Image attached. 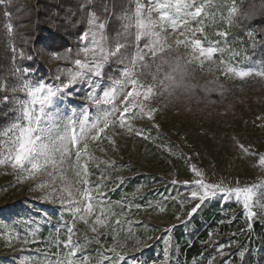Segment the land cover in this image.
<instances>
[{
    "label": "rangeland",
    "instance_id": "374dc122",
    "mask_svg": "<svg viewBox=\"0 0 264 264\" xmlns=\"http://www.w3.org/2000/svg\"><path fill=\"white\" fill-rule=\"evenodd\" d=\"M41 2L29 0L35 24L40 20ZM4 3L0 0V46L10 49L11 63L0 73V92L3 97H9L8 105L3 100L0 104L7 106L10 115L6 114L9 120L0 125V130L7 128L16 118L17 106L13 98H25V94L19 91L22 81L35 83L43 79L58 84L57 75L75 70L73 62L54 59L48 52L47 33L31 53L18 46ZM141 3L151 6L149 0H141ZM201 4L205 5L204 12L194 21L173 10L179 27L173 30L166 26L161 35L173 46L171 52L183 56L188 64L195 65L210 83L216 85L219 89L216 93L220 94L216 98H248L249 111L240 116L229 109L216 110V106L206 102L190 106L181 95L182 89L169 95L159 85L163 78H157L156 94L147 101L139 97L146 104V110L156 109L152 119L131 120V132L121 129L117 123L101 134L99 141H88L92 158L82 157L81 164H88L91 186L103 178L100 192L104 195L100 203L93 200V212L85 216L87 224L78 216L75 218L72 239L83 248L77 252V260L88 256L89 264H101V257H112L114 254L109 249L116 248L126 257L121 264H230L234 255L245 258L248 264H264L261 259L264 189L258 192L252 209L255 215L249 219L242 203H237L234 196L225 200L221 195L201 203L190 198L193 188L184 183L199 178L192 171L193 167L203 174L205 182L223 187H244L264 181V167L259 166L257 155L264 153V77L253 74L240 79L234 74H226L227 67L253 73L264 71V23L243 28L242 21L250 11L249 8L243 9L237 0H210V3L209 0H195V6ZM233 8L235 11H231ZM194 10V7L190 9ZM158 15L153 12L154 19ZM182 19L189 21V29L203 27V33L192 37L180 23ZM181 32H184L183 36ZM185 37L201 39L205 47L217 46L220 51L211 60L196 59L199 53L190 45L175 44L176 39ZM144 43H148L146 38L141 47ZM83 46L80 40V49ZM133 54L134 51L130 57ZM23 59L30 60L31 66L21 64ZM150 59L149 54L146 60ZM221 60L225 63L221 64ZM115 63L118 70H108L109 65L105 66L104 87L109 85V78H120L128 61L124 65L118 61ZM23 69L29 71L23 72ZM42 69L45 73H41ZM150 78L139 76L145 87L153 83L152 75ZM13 88L17 90L13 92ZM88 90L84 83L75 87L74 102L70 107L75 108L78 115L85 106L92 116L95 115V108L87 98ZM226 91L227 96H223ZM69 115L71 113L65 110L64 116ZM138 130L143 134L137 135ZM108 137L115 143H111ZM74 161L73 153L63 165L61 174L65 179L61 180L57 175L53 186L57 189L69 187L80 200L75 189L82 190L83 185L77 183L75 169L70 167ZM48 171L53 170L49 168ZM48 171L27 178V171L0 165V264H55L57 259L63 260L70 252L64 241L68 237L67 227L73 223V214L66 205L59 203V191L45 199L50 188L38 187L42 183L52 185ZM197 203L201 207L189 217L188 213ZM101 204L106 216L101 214ZM77 206L83 208L82 204ZM97 217L109 226L96 225ZM117 219L121 221L119 225L115 223ZM256 221L259 226L254 227ZM93 226L97 228L95 233L91 231ZM204 231L207 233L202 234ZM196 240L204 251L189 258L186 247ZM102 264H109V261L104 260Z\"/></svg>",
    "mask_w": 264,
    "mask_h": 264
},
{
    "label": "snow or ice",
    "instance_id": "6c2138e0",
    "mask_svg": "<svg viewBox=\"0 0 264 264\" xmlns=\"http://www.w3.org/2000/svg\"><path fill=\"white\" fill-rule=\"evenodd\" d=\"M92 0H86L91 3ZM134 10H129L119 17L121 21L120 29L115 31V36L109 37L106 33L108 27L107 21H101L94 13L88 14V30L80 35L81 42L84 46L77 53L78 57L73 63L75 70H68L66 74L56 76V80L60 83L46 82L43 79L33 83L30 81H22L19 91L25 94L24 99L13 98L16 104V118L7 128L0 130V165H9L11 168L20 172L27 171L31 178L38 172L48 171V177L52 180V185L40 184L38 187H49L50 192L45 194L48 199L53 193L59 191V203L67 206V210L73 214V223L67 227L68 237L64 241V246L70 248L67 256L63 259H57L55 264H89V257L84 256L82 260L75 259L78 251H83L82 246L73 241L75 218L78 216L81 221L87 224L86 215L93 212V200L100 203V198L104 195L100 192L103 178L95 184L90 185L89 168L87 163L81 164L82 157L91 159V153L88 151L89 143L99 141L101 134L106 130L114 128L117 123L121 129L132 131L130 123L133 119H152L155 108L147 109L143 101H147L156 93L154 91L157 82V75L152 74L153 83L146 87L140 81L139 76L143 75L144 69H150L151 64L146 60L149 56L155 63L159 56V64H156V73L161 72L164 65H168L170 71L165 73L163 79L159 80V85L169 95H172L176 89L188 91L195 88V85L184 83L185 68L181 65L182 57L177 55L172 60L166 59L164 53L171 52L173 46L168 44L161 33L166 26H171L173 30H177L179 23L172 14L173 10L176 14L183 13V16L196 20L204 12L205 5L195 6V0H149L150 7H146L141 0H134ZM210 3V0H209ZM195 8L194 11L190 9ZM82 10L84 5L81 6ZM109 9L105 7V12ZM235 11V9H231ZM153 12L159 13L157 18H153ZM231 22V21H229ZM71 24V20L68 21ZM183 27L188 29L192 37L197 33H203V27L188 28L189 21L182 19ZM9 25V29H11ZM135 30L134 32L132 30ZM181 36L184 32L180 33ZM148 43H141L144 39ZM176 45H190L194 52H198L200 59L211 60L214 54L220 49L217 46L205 47L201 39H176ZM134 48V54L128 59L127 66L123 67L120 78H109V85L104 87L103 78L105 76V66L110 65L112 61H118L120 65L125 64V59L130 49ZM15 51V49H13ZM23 57V52L20 53ZM32 57H28L31 59ZM54 59L62 57L53 53ZM66 58V57H65ZM201 65L203 60H200ZM225 61L221 60V64ZM28 72V69L21 70ZM179 74L177 77L176 74ZM231 73L240 79H244L253 74L264 77V71L238 69L236 67H227L226 74ZM168 81L170 83H165ZM84 83L88 86L87 98L91 105L95 108V115L92 116L87 106H85L79 115L75 108L70 105L74 102L75 87ZM129 86H131L129 88ZM222 87V86H221ZM17 89L13 88V92ZM99 90V91H98ZM212 91V89H209ZM143 97V101L139 97ZM9 97H3V103H8ZM67 110L71 115L65 117L64 111ZM135 110V111H134ZM137 135H142V131H137ZM111 143H115L108 137ZM82 145V146H81ZM243 147V146H241ZM75 154V161L70 167L75 169V177L77 183L83 185V189L76 188L80 196L77 200L73 194V190L69 187L55 186V179L60 175L61 180L65 178L61 174L64 171L63 165ZM258 164L264 167V153H259ZM198 179L193 181H184L186 185L193 188L190 193L192 200L204 202L208 198L223 196L228 200L235 197L237 203H242L244 211L251 219L255 212L252 210L257 200L258 192L264 189V181L260 184L246 185L244 187H223L221 184L207 183L202 178L203 174L192 168ZM173 183H176L173 181ZM95 193V195H94ZM55 202V200H54ZM83 205V208L77 205ZM264 207V205H261ZM137 208L140 205H136ZM201 207L197 203L188 213L189 217L197 212ZM102 215H107L101 204ZM163 211V209H161ZM83 213V214H81ZM117 225L121 223L119 219L115 221ZM96 225L109 226L104 224V220L97 217ZM251 227V225H249ZM92 232H97L95 226L91 227ZM115 239V237H114ZM99 243V240L96 241ZM139 243V241H138ZM223 249L221 248V251ZM114 255L112 257L102 256L101 264L104 260L109 264H121L125 261V255L118 253L116 248L109 249ZM167 259V251H165ZM243 256V253H241ZM51 264V262H50ZM211 264V262H210Z\"/></svg>",
    "mask_w": 264,
    "mask_h": 264
},
{
    "label": "trees",
    "instance_id": "16d2710c",
    "mask_svg": "<svg viewBox=\"0 0 264 264\" xmlns=\"http://www.w3.org/2000/svg\"><path fill=\"white\" fill-rule=\"evenodd\" d=\"M243 9L249 8L250 14L245 16L242 21V27L249 29L250 26L255 24L264 23V0H237ZM5 11L9 13L13 23V29L17 36L18 46H23L25 51L31 53L36 45L43 41V34H48V41L46 47L48 52L60 55L64 60L69 63L73 62L80 50V35L86 31L88 27L87 19L88 14L94 12L100 20H106L108 27L106 33L109 37L115 36V31L120 29L121 21L118 19L129 10L134 9V0H92L91 3H86V0H42V9L39 12V23L35 24L32 18V7L29 0H4ZM84 5L82 10L81 6ZM105 7L109 9L108 13L105 12ZM71 20V24L68 21ZM135 31L134 29L132 30ZM134 51L129 50L125 63L130 58V54ZM264 53V52H263ZM166 59L172 60L175 56L179 55L177 52H166L163 54ZM181 56V55H179ZM66 57V58H65ZM182 57L181 65L185 68L184 83L188 85H195L188 91L182 89V97L185 102L190 106H196L198 102H206L208 105L216 106V110L229 109L235 114L240 116L245 115L249 111V99L247 98H216V85L210 83V80L205 78L200 70H197L195 65H190L186 59ZM36 61V60H35ZM151 64L150 69H144V74L141 76L151 79L152 73L157 75V78H163L164 74L169 72L168 65L162 67L161 72L156 73V64H159V56L155 63L147 60ZM11 63V52L9 48L0 46V73L5 71L7 66ZM21 64L30 65L31 61L26 59L20 60ZM37 61L35 62V64ZM115 60L110 63L108 70H115L117 68ZM34 67V66H32ZM118 70V69H116ZM41 73H45L41 70ZM177 77L179 74H176ZM212 89V91H209ZM219 91V89H218ZM227 96L228 92H224ZM220 94H218L219 97ZM202 96L206 98H201ZM3 100V93L0 92V102ZM234 100V101H230ZM8 105V103H7ZM241 105V106H240ZM248 110V111H247ZM10 115L7 106L0 104V125L9 120ZM259 226V222L254 223V227ZM207 231L202 232V234ZM264 259V244L262 245ZM200 246L199 241H194L190 246L186 247V256L192 258L199 255L204 250ZM230 264H248L245 258L241 259L238 255L232 256Z\"/></svg>",
    "mask_w": 264,
    "mask_h": 264
}]
</instances>
